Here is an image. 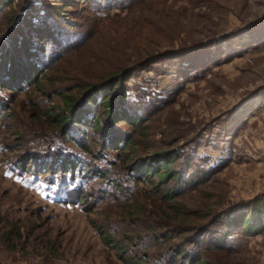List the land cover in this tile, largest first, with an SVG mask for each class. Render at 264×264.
Listing matches in <instances>:
<instances>
[{"label":"rangeland","instance_id":"rangeland-1","mask_svg":"<svg viewBox=\"0 0 264 264\" xmlns=\"http://www.w3.org/2000/svg\"><path fill=\"white\" fill-rule=\"evenodd\" d=\"M18 3L0 9V33ZM49 25L61 46H46L37 82L0 89V264H193L179 255L171 263L192 234L172 226L209 221L218 231L217 214L242 210L255 196L264 201V0H76ZM188 60L195 69L180 65L178 76L173 67ZM113 74L144 101L143 132L117 124L131 140L126 156L102 152L90 130L73 131L74 145L50 117L61 114L62 95L79 98L82 86ZM172 149L218 165L171 201L176 215L152 183L131 182L124 167L127 158ZM44 154L81 161L73 175L38 173L29 156ZM91 166L108 177L87 173ZM74 188L77 200H62ZM207 252L217 264H264V230L234 231L228 248L201 251V262Z\"/></svg>","mask_w":264,"mask_h":264},{"label":"trees","instance_id":"trees-1","mask_svg":"<svg viewBox=\"0 0 264 264\" xmlns=\"http://www.w3.org/2000/svg\"><path fill=\"white\" fill-rule=\"evenodd\" d=\"M16 8L9 9L4 19L0 33V89L7 91L22 90L26 85L37 82L40 73L44 70V55L46 46L55 52L61 46L59 30L52 29L49 25L51 19L61 18L65 7L71 6L76 0H18ZM86 2H101V0H84ZM105 1V0H104ZM13 0H0V9L10 8ZM173 55V54H171ZM168 56L167 58L178 57ZM192 62V61H191ZM189 62H181L174 68L175 73L180 76L182 69L180 65H187L190 70L195 69ZM127 77L122 74H113L98 84H87L80 88L82 94L79 98H70L62 95L64 105L61 114H50L55 118V124L63 127V137L75 145L80 141L77 137H70L73 131L86 134L89 130L92 134L97 133L102 152L115 151V155L126 156L131 147L128 132L117 126L124 123L131 129L143 132L145 116L142 112L143 99L132 97L128 94L125 86ZM0 99V109H2ZM79 128V129H78ZM78 136V135H77ZM79 137V136H78ZM77 145V144H76ZM83 150H87V144H83ZM126 151V152H125ZM183 154L176 150H158L150 155L134 156L127 158L125 169L127 177L131 182L152 183L159 204L172 209L173 214H179V208H173L170 204L179 194L186 189L194 188L205 183L209 171H214L218 165L209 166L194 164L183 160ZM51 157V158H50ZM38 173H52L60 175L66 172L73 175L78 170L80 159L72 155H59L56 157L29 156ZM23 167V166H22ZM24 170H27L24 166ZM86 172L92 173L96 178H107V172L101 168L86 167ZM84 175V173H83ZM87 175V174H85ZM156 178V183L154 182ZM121 183L116 188L130 189ZM189 187V188H188ZM78 188H74L73 194L64 196V199L76 201L79 196ZM74 195V196H73ZM167 212V211H166ZM264 212V201L258 196L251 198L243 206L232 214L220 217L217 214L221 230L214 231L209 227V221L198 226H189L177 223L175 228L178 232H191L184 238L185 246H177L169 258L173 263L179 255L193 264H217L211 259V252L206 253V260L201 262L200 252L205 250H223L228 248V238L234 231H239L245 236L261 234L264 230V222L260 215ZM187 215V213H185ZM186 217V216H183ZM162 223V224H161ZM156 224L160 228L164 222ZM168 225V224H167ZM166 225V226H167ZM168 233H162L166 240L171 238L174 229ZM146 231L157 237L154 228L147 227Z\"/></svg>","mask_w":264,"mask_h":264}]
</instances>
